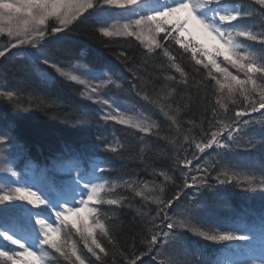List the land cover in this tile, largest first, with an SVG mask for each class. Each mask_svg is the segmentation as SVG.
<instances>
[{
  "label": "snow or ice",
  "instance_id": "snow-or-ice-1",
  "mask_svg": "<svg viewBox=\"0 0 264 264\" xmlns=\"http://www.w3.org/2000/svg\"><path fill=\"white\" fill-rule=\"evenodd\" d=\"M252 2L264 8V0ZM109 8L124 10L122 18L125 22L120 23L121 18H117L115 23H103L97 28L99 34L135 38L146 50L145 63L148 58L162 56L167 68L179 74V80L174 75L163 76L171 85H183L187 89L190 77L178 63L171 45L165 42L178 45L182 50L181 57L190 54L193 71L201 77L199 81L192 77L199 85L198 94L202 92L206 97L211 90L218 106L211 108L207 130L201 122L199 139L192 134V129L197 127L193 120L187 121L188 129L183 128L180 108L171 107L168 92L163 88L154 91L155 98L148 94L146 89L151 81L140 74L139 68H128L139 83L125 89L105 70L86 67L80 62L58 61L49 54L43 43L49 36L71 31L85 13L101 16ZM256 14L264 17V13H257L251 6L245 8L242 3H233L232 0H0V34L9 38L8 45L0 50V58L5 57L11 48L29 46L35 51L28 53L27 59L41 84L51 87L55 82L43 67L46 65L68 81L81 85L83 91L80 95L100 106L98 115L102 121L127 125L141 133H152L157 129L152 134L159 136L158 124L150 117L142 113L128 115L135 105L121 109L112 97L102 95L112 87L135 91L171 121L170 127L177 133L170 140L175 149L174 164L183 177L182 186L176 185L175 178L161 170L158 174L163 176V182L160 185L153 182L152 188H148L144 181L109 179L102 174L108 169L99 158L67 148L49 165L26 162L24 168L35 180L33 184L25 181L23 174L17 171L16 157L0 151V174H4L3 183H0V241L15 246L0 244V264H52L53 260L59 264L61 258L67 264H85L88 257L78 248L80 242L96 261L107 264L100 254L106 257L109 252L101 245L97 233L115 249L113 264H117V255L120 264H137L150 253H154L152 259L156 264H264V211L250 220L237 217L221 228H211L197 217L195 209L201 207L200 202L192 197L181 202L186 188H196L198 192L202 189L227 191L229 187L264 190V167L259 169L258 178L255 174L234 170V166L224 159L226 153L238 148L264 155V31L255 33L249 26L239 23ZM241 38L259 43L261 48L250 49ZM220 57L225 66L218 62ZM116 58L122 59L127 66L129 58L123 51ZM65 63L67 68L62 66ZM228 65L236 69L237 74L230 72ZM159 67L165 69L164 64ZM77 71L79 74H74ZM0 98L13 103L14 107H22L19 103L21 94L15 90L0 88ZM51 103L41 100L45 108ZM230 104L234 109L229 107ZM253 113L259 116L252 117ZM80 122L89 126L95 123L88 112L82 114ZM257 124L261 126L259 130L253 128L254 134L246 140L240 136L244 129ZM160 138L168 139L166 136ZM96 139L104 143L106 152L118 155L123 147L116 139L105 142L98 133ZM8 140L6 134L0 133V144L8 143ZM192 145L195 151L189 156ZM208 149L215 150L214 156L196 164V174L191 175L189 182V175L193 172L189 165L199 158L198 154ZM214 168L217 169L215 176L212 175ZM156 174L154 169L153 175ZM209 177L215 184L209 183ZM167 184L177 188L170 197L166 195ZM117 188L132 191L145 207L155 205L154 215L149 214L150 208L148 211L135 208L145 227L146 234L142 239L145 251L138 252L135 244L122 251L114 239V232L119 227L116 209L105 210L101 206H132L130 201L125 202L126 197L115 193ZM169 209L172 215H169ZM185 231L225 247L212 259L200 258L199 254L197 259H189L192 250L182 237ZM72 233L79 237V241L68 239ZM88 264H92L90 259Z\"/></svg>",
  "mask_w": 264,
  "mask_h": 264
},
{
  "label": "trees",
  "instance_id": "trees-1",
  "mask_svg": "<svg viewBox=\"0 0 264 264\" xmlns=\"http://www.w3.org/2000/svg\"><path fill=\"white\" fill-rule=\"evenodd\" d=\"M235 1L242 3L245 8L251 6L257 13H264V8L257 6L253 2L248 0ZM243 22L255 33L264 31V28L261 27L264 25V17L259 14L246 17ZM96 23V18H92V15L85 13L84 17L72 26L71 31L58 34L56 37L49 36L43 43L55 60L80 62L86 67L105 70L114 80L122 83L125 89H131L132 84L139 83L128 71V68H139L140 74L151 81V84L146 89L148 94L155 98L154 91L163 88L165 92H168V102L171 107L173 109L180 108L179 118L183 128L188 129L187 121L193 120L197 127L192 129V134L199 139L201 122L203 121L202 127L207 130V121L211 118V108H218V106L216 97L211 90L206 97L202 92L198 94L199 85L195 81H199L201 77L196 76L193 71L194 62L191 61L190 54H183L181 57L182 50L177 45L170 41L165 42L171 45L173 53L178 57V63L181 64L190 77L187 89L183 85H171V82L165 81L163 76L165 74L174 75L179 80V74L167 68V62L162 56L148 58L147 63H145L143 57L146 56V52L135 39L130 37H103L97 31ZM251 48L259 50L261 45L252 41ZM121 51L129 58L127 66L122 59L118 60L116 58ZM161 64L165 65L164 70L159 67ZM66 65L65 63L62 66ZM43 67L54 77L55 82L51 87L41 84L32 71V64L26 57H17L11 52L0 58V88L15 90L22 97L19 101L22 107H14L13 103L0 98V133L6 134L9 138L8 143L1 144V146L5 147L9 154L16 157L15 167L17 171L24 173V170H26L24 165L29 160L38 166L49 165L53 158L64 152L65 149L70 148L99 158L108 169L102 174L109 179L122 178L127 181H144L147 182L148 188H152L153 182L156 185H160L163 182V176L158 174L163 170L177 180V185L182 186L183 177L176 171L173 159L175 149L170 143L171 138L176 136L177 133L174 128L170 127L171 121L158 108L143 100L135 91H120L115 87L104 91L107 97L110 96L132 106L135 105L136 109L157 122L159 136L152 134L157 129H153L152 133L140 135V133L125 127V125L116 124L112 121H102L99 118L97 106L80 95L83 91L81 85L68 81L65 77L63 79L60 78L53 69L46 65ZM201 72H204L203 68H201ZM192 77H195V81L192 80ZM240 77L242 78L243 76L240 75ZM166 84L169 87L165 88L164 85ZM237 99L239 100L240 97H237ZM41 100L45 103L50 101L53 103L45 108L41 105ZM229 107L234 109L231 104ZM205 108H207V111H205ZM218 110L223 113V110ZM85 112L92 115L95 122L93 126L80 122L82 114ZM97 133L105 138V142H112L114 139L118 140L123 145L119 150V154L106 152L104 143L96 139ZM165 136L168 139L160 138ZM179 138L183 140L182 136ZM185 147H188V145H185ZM193 147L194 145L191 146V148ZM239 149L241 151L243 148ZM214 151V149L206 150V153L193 160L189 167L191 166L192 168L198 163L202 164L209 160L210 157L214 156ZM246 152L248 153V151ZM180 155H183V153H180ZM224 159L227 163L234 166L236 171H238L239 165L244 162L246 164L244 169L248 171H242L245 174L259 175V169L264 167V155L257 152H249L245 156L225 154ZM195 166L192 168L194 174H196ZM154 169L156 170V175H153ZM216 170V168L213 169V176L216 175ZM251 170H255V172L253 173ZM191 175L193 174L189 175V182H191ZM209 180L213 179L209 177ZM191 189H184L181 202L183 198L187 200L188 197L200 202V208L203 207L202 211L205 210V213L201 214L200 211L195 210L197 217L211 228H221L237 217L247 219L246 215L249 212L261 213L264 211V194L254 204L245 202L242 205L240 203V208L234 210L223 207L221 204H216L215 200L225 199L224 203L232 205L239 196L244 197L240 193L242 188L229 187V194L223 195V192L217 191L214 195H209L208 199L205 198L206 189H202L200 192H195ZM176 190L175 185H166L167 196L170 197ZM247 191L257 193L258 190ZM115 193L126 197L127 200L125 202L128 203L130 201L132 205L123 208L101 206L105 210L116 209L119 224V227L114 232L116 243L122 251H127L133 244H135L138 252L145 251L146 249L142 244V239L146 234L145 227L140 216L136 214L135 208H140L141 211H148L150 208L152 211L149 214L154 215L155 205L145 207L141 198L135 196L127 188H117ZM248 207L252 208L246 210ZM242 212L244 213L240 214ZM169 215H172L171 209H169ZM184 236L188 237V240L185 241L188 242L192 250V255L189 259H197L198 254L200 258L212 259L219 249L201 241L199 237L193 236L189 232H183V239ZM97 238L109 252L106 257L100 254L102 259L107 261V264H113L112 253L115 249L108 243L106 238L99 236L98 233ZM68 239L74 242L79 241V237L75 233H72ZM77 246L84 256L92 261V264H100L99 261L95 260V257H92L87 252L82 242L78 243ZM97 251L99 252V250ZM52 255L55 256L54 253ZM153 255L154 253H150L142 257L137 264H156L152 259ZM88 259H86L85 264H88ZM116 262L120 264L118 255L116 256ZM52 264H56V260H53ZM59 264H67V262L61 258L59 259Z\"/></svg>",
  "mask_w": 264,
  "mask_h": 264
},
{
  "label": "rangeland",
  "instance_id": "rangeland-1",
  "mask_svg": "<svg viewBox=\"0 0 264 264\" xmlns=\"http://www.w3.org/2000/svg\"><path fill=\"white\" fill-rule=\"evenodd\" d=\"M248 1H250V2H252V0H248ZM257 6H260V5H257ZM123 11L124 10H118V9H114V8H109V9H107L106 10V12L103 14V15H101V16H97V15H93V16H96V17H98L99 19H101L100 20V22L97 24V28L101 25V24H103V23H115L116 21H117V18H121L120 19V23H123V22H125V20L122 18V14H123ZM50 23H52L51 21H50ZM242 23H244V22H242ZM102 36V35H101ZM130 38H133V37H130ZM133 39H135V38H133ZM136 40V39H135ZM241 40L244 42V40H243V38H241ZM137 41V40H136ZM138 42V44H139V46L141 47V48H143V46L140 44V42L139 41H137ZM8 43H9V38L7 37V35H4V34H0V50H3V48L5 47V46H7L8 45ZM13 43H14V41H13ZM144 49V48H143ZM35 50L34 49H32L31 47H29V46H21V47H19V48H11L10 50H9V52H7V53H13V55H16L17 57H26L27 58V55H28V53H31V52H34ZM21 54H23V55H21ZM222 57H220L219 59H221ZM223 59V58H222ZM222 66H225V65H222ZM65 68H67V65L66 66H64ZM228 67V70L230 71V72H232L234 75L235 74H237V72H236V69H233L230 65H228L227 66ZM56 73V72H55ZM74 74H79V71H77L76 73H74ZM56 75L57 76H59L60 78H62L63 79V77L62 76H60L59 74H57L56 73ZM241 76H243V74L241 73L240 74ZM244 77H242L241 79H243ZM259 82V81H258ZM102 95H104L106 98H107V96L105 95V93L103 92L102 93ZM113 99V98H112ZM115 102H116V104L119 106V108H121V109H130V108H132V106H130L128 103H125V102H122L121 100H117V99H113ZM96 105V104H95ZM97 107H98V109L100 108V106L99 105H97ZM105 109H106V106H105ZM142 113V112H141ZM140 111H138V110H136V109H133V110H131V111H128V115H130V116H139L140 114ZM143 114V113H142ZM144 115V114H143ZM145 116V115H144ZM113 122V121H112ZM125 126H127V125H125ZM128 128L129 129H132V130H134V131H137L138 133H140V135H144V133H141V132H139L137 129H133V128H130L129 126H128ZM0 151H3V153L7 156L9 153H8V151L6 150V148L5 147H2L1 146V144H0ZM193 151H195V148L193 147V148H190L189 149V152H188V155H191V153L193 152ZM206 153V152H205ZM205 153H202V154H198L199 156L200 155H204ZM202 162H203V159H202ZM195 166V165H194ZM193 166V167H194ZM192 167V168H193ZM189 168H191V166L189 167ZM27 174V171H25L24 172V174H23V178H24V180L25 181H27V182H30V183H33V184H35V180L32 178V176H31V174H29L30 175V177H31V179H27L24 175H26ZM190 174H194V172H192V173H190ZM172 176V175H171ZM3 179H4V174H0V183H3ZM209 182H211V183H213V184H215V182L213 181V180H209ZM175 184L177 185V180H175ZM36 190V188L34 187L33 188V190ZM196 192V191H195ZM206 194V193H205ZM205 198L206 199H208L209 198V194H206L205 195ZM246 202V198H244V197H238L236 200H234V202L232 203V205L230 206L232 209H238L239 208V204L240 203H245ZM195 210H197V209H195ZM184 240H188V237L187 236H184ZM200 240L201 241H204V242H206V243H208L210 246H213V247H215V248H221V250L222 249H224V247H225V245L224 244H215V243H212V242H208V241H205V240H203L202 238H200ZM0 244H3V246L4 247H15V246H11V245H8L6 242H2V241H0Z\"/></svg>",
  "mask_w": 264,
  "mask_h": 264
},
{
  "label": "bare ground",
  "instance_id": "bare-ground-1",
  "mask_svg": "<svg viewBox=\"0 0 264 264\" xmlns=\"http://www.w3.org/2000/svg\"><path fill=\"white\" fill-rule=\"evenodd\" d=\"M182 202H184V198L182 199ZM203 213H205V210L201 212V214H203ZM201 214H200V216H201Z\"/></svg>",
  "mask_w": 264,
  "mask_h": 264
}]
</instances>
